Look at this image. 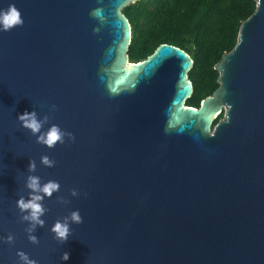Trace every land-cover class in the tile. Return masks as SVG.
<instances>
[{"label": "water", "instance_id": "1", "mask_svg": "<svg viewBox=\"0 0 264 264\" xmlns=\"http://www.w3.org/2000/svg\"><path fill=\"white\" fill-rule=\"evenodd\" d=\"M137 1L0 0L24 21L0 31V238L14 237L0 239V264H20L18 251L37 264H264V0L197 108L185 50L163 42L129 60L122 10ZM33 110L50 116L42 131L56 124L75 141L36 143L17 119ZM29 174L60 184L38 244L16 207ZM75 210L83 223L61 243L50 228Z\"/></svg>", "mask_w": 264, "mask_h": 264}, {"label": "trees", "instance_id": "2", "mask_svg": "<svg viewBox=\"0 0 264 264\" xmlns=\"http://www.w3.org/2000/svg\"><path fill=\"white\" fill-rule=\"evenodd\" d=\"M255 7L254 0H140L129 4L122 10L131 25L128 58L139 61L163 42L185 50L192 60L188 71L192 91L186 106L197 108L218 87L214 65L233 49L240 25Z\"/></svg>", "mask_w": 264, "mask_h": 264}, {"label": "clouds", "instance_id": "3", "mask_svg": "<svg viewBox=\"0 0 264 264\" xmlns=\"http://www.w3.org/2000/svg\"><path fill=\"white\" fill-rule=\"evenodd\" d=\"M98 12H93V15H97ZM23 19L21 12L17 9L14 3H10L6 9L0 8V31H10L14 27L23 26ZM56 105H51L50 110L55 111ZM18 121L23 129L29 130L32 136L36 137V143L45 145L49 149H53L58 143L63 145L65 138L74 142L75 136L73 133L63 131L61 128L52 124L46 131H42L46 124H49L50 116L44 115L43 118H38V114L35 110L32 112L25 111L22 115L18 116ZM40 163L47 167L52 168L55 166L56 161L50 158L48 155H42L40 157ZM37 170V164L35 160H30L27 171L29 173H35ZM25 188L28 191V199L23 195L16 201V207L19 209L20 222H27L28 226L24 229L27 233V239L33 243L38 244L39 239L34 233L37 228H43L45 226V220L41 219L46 212L49 211L43 204L44 199L51 198L54 193L59 192L60 184L55 180H48L45 183L41 182V177L33 174H29L25 181ZM70 194L73 197L79 196L80 193L76 189H71ZM87 195V194H85ZM57 202L61 204L70 203L63 196H57ZM83 223V218L80 215L79 210L71 211L67 216L61 219H57L50 228L51 233L54 234V239L61 243H66L69 236L72 234L71 225ZM3 239L5 243L13 244L14 237L9 234ZM20 264H37L36 260L30 259L29 256L23 251H18ZM69 259V253L64 252L61 255V260L67 261Z\"/></svg>", "mask_w": 264, "mask_h": 264}]
</instances>
